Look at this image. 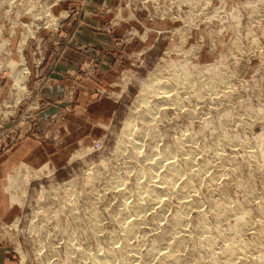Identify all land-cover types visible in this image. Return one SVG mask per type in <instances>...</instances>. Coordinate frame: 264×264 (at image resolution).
<instances>
[{
  "label": "rangeland",
  "instance_id": "374dc122",
  "mask_svg": "<svg viewBox=\"0 0 264 264\" xmlns=\"http://www.w3.org/2000/svg\"><path fill=\"white\" fill-rule=\"evenodd\" d=\"M177 146L194 188L129 210ZM0 156V264H264V0H0Z\"/></svg>",
  "mask_w": 264,
  "mask_h": 264
},
{
  "label": "bare ground",
  "instance_id": "6f19581e",
  "mask_svg": "<svg viewBox=\"0 0 264 264\" xmlns=\"http://www.w3.org/2000/svg\"><path fill=\"white\" fill-rule=\"evenodd\" d=\"M183 66V64H182ZM10 67V66H9ZM185 67V66H184ZM26 68V67H25ZM183 69V68H182ZM195 70V69H194ZM209 70V69H208ZM215 70V69H214ZM179 71V69L177 70ZM176 71V73H177ZM180 73V72H179ZM163 74V73H162ZM178 74V73H177ZM203 74V73H202ZM202 76V75H201ZM173 78V77H172ZM18 79V78H17ZM186 79V78H184ZM156 80V79H155ZM154 80V81H155ZM157 81V80H156ZM175 81H176V86L179 87V88H182L186 83H187V86H190L191 84V81L190 82H185L184 80L182 79H178L175 78ZM189 81V80H188ZM23 82V81H22ZM22 82L20 81H17L16 85H17V88L18 87H22ZM184 82V83H183ZM24 84V83H23ZM156 83H153L151 84V88H153ZM146 87V86H145ZM148 87V86H147ZM157 87V86H156ZM147 89V88H145ZM155 90V89H153ZM157 90V88H156ZM155 90V92H156ZM144 91V90H143ZM148 92V91H147ZM151 92V91H150ZM152 93V92H151ZM154 94V93H153ZM163 94V99L164 100H172L173 98L170 97V91L169 90H164L162 92ZM144 99V97H143ZM146 99V98H145ZM144 99V102H146V100ZM148 101V100H147ZM158 102V101H157ZM142 103V102H141ZM148 104V103H147ZM149 109V108H148ZM152 109V108H151ZM152 111L149 110V111H146L145 113V116L148 117L149 114L151 113ZM225 117V116H224ZM221 125V124H220ZM222 126V125H221ZM129 128V127H128ZM132 128V127H131ZM135 128V127H134ZM130 129V128H129ZM126 130V129H125ZM131 131V130H130ZM134 132V131H133ZM127 133V131H126ZM125 134V133H123ZM135 134V133H134ZM128 137H129V133L127 134ZM132 137V135H130ZM134 136V135H133ZM132 142L134 143L133 145L136 146V147H139V142H138V137H132ZM228 139V138H227ZM228 140H232V138L230 137V139ZM260 142V141H259ZM197 146V145H196ZM257 147V146H256ZM259 147V146H258ZM261 148V147H260ZM172 150L176 151L177 153H174V155L170 154V153H167L166 151H164L163 153H157V156H156V159L158 158L159 162H156L155 163V160H151L149 162V165L147 167V170L144 172L148 175L149 177V180H148V186L147 185H143V186H138V190L142 191V189L144 188V190L142 191L141 193V198H140V201H138L136 204L134 205H131L129 207V210H136V209H140L142 207H145V206H148L150 205L152 202H161L162 201L164 202V199H166L167 197L163 196V194L165 195H176L178 194L179 192L183 191L184 187L187 188V189H192L194 188V184H193V179L194 178H197V177H201L203 174H204V170L206 169V164H199L198 167H194V165H192V162L193 160L195 159L194 157V151L193 150H187V149H180L178 146L177 148H173ZM173 151V152H174ZM159 154V155H158ZM264 160V159H263ZM264 164V162H263ZM160 167H163L165 168V171H164V176L159 174L160 171ZM46 168V167H45ZM47 169V168H46ZM15 170V169H14ZM39 172V170H38ZM187 176V179L184 180L183 182V185L182 184H179L178 182L181 181L182 177ZM145 177V176H144ZM159 177V178H157ZM157 178V179H156ZM17 179V178H16ZM11 184L13 185L14 184V181H15V178H11ZM28 183H29V180H27ZM19 182V181H18ZM179 185H182L180 190L177 189L176 187ZM207 184V183H206ZM240 184V183H238ZM27 185V183H26ZM177 185V186H176ZM11 186V185H10ZM14 187V185H13ZM12 187V188H13ZM186 190V189H184ZM186 192V191H185ZM163 193V194H162ZM182 193V192H181ZM180 196V193L179 195ZM181 198H184V194H181ZM186 196V195H185ZM165 197V198H164ZM180 198V199H181ZM226 199V198H225ZM224 199V202H219V203H216V208L218 210L221 211H224V210H228V208H230V206L227 204V202L225 201ZM15 200V199H14ZM187 200V199H186ZM217 201V200H216ZM188 201H185V200H181V207H179V209L177 210V212L175 213V219L178 223H180L181 219L184 217V215L186 214V211L184 209V207L188 206ZM264 205V203H263ZM161 206V205H160ZM260 206V205H259ZM155 207V206H154ZM162 207V206H161ZM264 208V207H263ZM154 210V209H153ZM262 211V210H260ZM226 212V211H225ZM218 213V212H217ZM247 213V212H246ZM249 213V212H248ZM142 217V216H141ZM226 217V216H225ZM241 218V216H239ZM244 218L247 222V219H246V215H244ZM243 218V219H244ZM133 219V218H132ZM220 219V217H219ZM221 219L223 220L224 217L221 216ZM131 220V219H130ZM221 220V221H222ZM235 220V219H234ZM239 220V218H238ZM245 220L242 222V224H246ZM264 222V221H263ZM238 223V222H236ZM138 224V219H135V220H132V221H129V225L126 227L125 231L127 232V234H130L133 230H134V227H136V225ZM140 224V223H139ZM177 224V223H176ZM262 224V223H261ZM205 226V225H204ZM264 226V225H263ZM241 227V225H240ZM204 230L206 231L205 232V236H204V243L210 247H214L216 241H215V235H219V237H223L225 236V232L222 231L221 229L217 228L215 229L214 231H211L209 229L205 227H203ZM234 228V227H233ZM240 229V228H239ZM235 230H238V228H236ZM228 231V230H227ZM236 232V231H235ZM264 233V232H263ZM254 234V233H253ZM261 236V235H260ZM163 237V235H162ZM164 239V238H163ZM166 240V239H164ZM159 241V240H158ZM161 241V240H160ZM177 241V240H176ZM240 241V240H239ZM164 243H160L158 244L156 247L159 248L160 245H162ZM166 244V243H165ZM173 244V243H172ZM173 246V245H172ZM169 247V246H168ZM175 247V246H174ZM252 247V246H250ZM250 247H248V245H246V243H241V244H230L228 245L225 249H223V251L221 252H218V255H222V256H228L230 258H232L233 260V263L232 264H243L244 262H247L248 263V260L251 258L250 255H249V252H250ZM172 249V248H171ZM253 249V247H252ZM169 251V249H167ZM162 252V251H161ZM252 253V252H251ZM85 254V253H83ZM215 254V253H214ZM260 254V253H259ZM258 254V255H259ZM264 254V252H263ZM163 255V254H162ZM168 256H171L173 254H171V252H168L167 253ZM262 255V254H261ZM264 257V255H262ZM111 255L110 253H107V254H104V255H101L100 253H95L94 255H91V264H105L107 258H110ZM173 256H171V259H172ZM255 257V262L256 261V257L258 256H254ZM261 257V256H259ZM165 258V256H164ZM174 258V257H173ZM251 259H254V258H251ZM259 260H261V258H258ZM264 259V258H262ZM156 260V259H155ZM231 260V261H232ZM236 262V263H234ZM239 262V263H238ZM254 262V263H255ZM262 262V261H261ZM213 264H216V261H213ZM225 264V263H224Z\"/></svg>",
  "mask_w": 264,
  "mask_h": 264
},
{
  "label": "crops",
  "instance_id": "0c3cea01",
  "mask_svg": "<svg viewBox=\"0 0 264 264\" xmlns=\"http://www.w3.org/2000/svg\"><path fill=\"white\" fill-rule=\"evenodd\" d=\"M61 20H62V23H60V25L63 27V26H65V24L66 23H68L70 20L69 19H67L66 17H62L61 18ZM82 22V21H81ZM82 24H83V22H82ZM60 26V27H61ZM83 26V25H82ZM80 27V29L79 30H77V32L75 33V35L76 36H78V35H80L81 36V34L83 33V31L85 30L83 27ZM79 37V36H78ZM72 39H73V41H74V37H72ZM28 42H29V40H25V42H24V44L23 45H28ZM42 42V41H41ZM77 42V41H76ZM77 44H81V46H80V48L81 47H83V48H86L87 47V45H86V43H81L80 41H78L77 42ZM18 45H20V44H18ZM26 69H28L29 70V68L27 67ZM29 73H30V70H29ZM14 124H16V125H18V123H6V125H9V126H12V125H14ZM30 124L31 123H19V126H20V128L22 129H26V128H28L29 126H30ZM21 132V135H20V137H21V139L24 137V135L22 134V131H20ZM26 139H28V138H26ZM26 139L25 140H22L21 142H19V143H23V142H25L26 141ZM24 144V143H23ZM21 145V144H20ZM16 146H18V145H16ZM16 148V147H15ZM1 157V156H0ZM2 158V157H1ZM1 162H3V160H1ZM0 165H2L1 163H0Z\"/></svg>",
  "mask_w": 264,
  "mask_h": 264
},
{
  "label": "built area",
  "instance_id": "2783aa9c",
  "mask_svg": "<svg viewBox=\"0 0 264 264\" xmlns=\"http://www.w3.org/2000/svg\"><path fill=\"white\" fill-rule=\"evenodd\" d=\"M69 16H70V15H67L66 18H68ZM60 23H62V20H60ZM60 23H59V24H60ZM42 27H45V28H51L50 25H45V26H42ZM54 29H56V28H54ZM56 30H58V29H56Z\"/></svg>",
  "mask_w": 264,
  "mask_h": 264
}]
</instances>
